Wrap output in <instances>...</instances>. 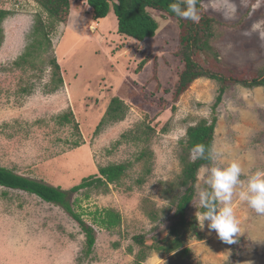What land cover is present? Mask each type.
Listing matches in <instances>:
<instances>
[{
	"label": "rangeland",
	"instance_id": "1",
	"mask_svg": "<svg viewBox=\"0 0 264 264\" xmlns=\"http://www.w3.org/2000/svg\"><path fill=\"white\" fill-rule=\"evenodd\" d=\"M68 2L69 15L53 26L48 52L33 59V67L18 69L13 62L41 10L31 0H0V9L14 12L0 27V167L65 191L97 175L99 167H129L121 183L85 188L71 198L74 212L95 234L88 255L80 227L60 207L0 187V264H264V216L238 195L231 205L240 229L236 243L221 242L196 221L205 168L235 161L241 180L264 171V87L226 89L215 111L211 165L196 175L188 225L178 235L188 254L156 251V240L159 248L173 240L172 202L184 192L177 183L180 145L189 126L210 121L218 84L194 81L174 105L165 97L168 105L159 115L153 87L176 82V21L152 12L158 30L139 42L115 32L113 14L88 22L86 0ZM199 6L216 20L210 44L226 77L262 71L264 0H199ZM113 99L122 104L117 122L106 116ZM64 115L69 123L59 119ZM97 211L117 213L120 224L99 227L92 215Z\"/></svg>",
	"mask_w": 264,
	"mask_h": 264
},
{
	"label": "trees",
	"instance_id": "2",
	"mask_svg": "<svg viewBox=\"0 0 264 264\" xmlns=\"http://www.w3.org/2000/svg\"><path fill=\"white\" fill-rule=\"evenodd\" d=\"M38 5L41 12L36 14L33 20V26L29 32V41L23 49L21 55L13 62L14 68L24 67L26 64L33 67V59L38 58L42 53H47L51 43L50 34L55 23H65L70 12V3L68 0H31ZM175 0H86L89 8L86 13L88 22L102 21L111 13L116 19L115 32L120 36L131 38L135 41L143 42L145 39L153 38L158 30V22L152 15V12H158L173 18L178 26V46L173 52V57L177 63L176 82L173 85L161 87L154 86L152 93L155 95V102L161 105L162 109L168 105L165 97H170L169 103L175 104L179 96L187 90L191 84L198 79H207L218 84L217 96L215 102L211 105V119H200L194 126L186 129L181 143L182 155L180 156L181 174L178 179V186L184 190L183 194L175 198L172 223L168 226V233L173 237L165 247L159 248L156 240L152 247L156 251L161 250L164 254L175 252V258L184 257L188 254L187 249H181L182 243L178 235L186 230V209L195 197L194 184L198 171L205 166H210L212 161V147L214 142V130L217 118L215 116L218 103L221 101L226 89L232 84H238L246 89L264 87V69L258 71L255 77L247 78V76H233L230 74L226 77V71H223L210 43L217 35L215 33L216 20L213 17L205 15L197 3V10L200 15L198 22L183 20L171 13L169 4ZM14 12L0 9V27L7 17ZM49 20L48 24L43 20L42 16ZM2 31L0 29V35ZM101 34V32H99ZM98 34V35H99ZM0 36V41H1ZM147 58L140 63L142 68ZM55 72L58 65L53 59L51 61ZM156 78V76H155ZM59 81V80H58ZM154 102V100L152 101ZM156 104V103H154ZM122 111V104L117 99H113L106 110V116L112 121H120L118 117ZM70 115V114H69ZM71 117V116H70ZM60 120L69 123L71 120L68 115H64ZM203 144L205 146L204 159L193 161L190 159L192 150L195 145ZM129 164L107 165L99 167L97 175L85 177L80 184L72 187L68 191L58 187H51L45 183L20 176L6 168L0 167V187L5 190H16L34 195L41 201L60 207L66 212L74 222L78 224L85 237V255L90 253L95 243V234L91 227L87 226L80 215L73 210L72 196L78 191L99 187L100 185L119 184L125 176V172ZM207 186L204 185L203 189ZM204 209L200 208L199 212ZM168 212V211H166ZM94 222L101 228L112 229L120 224V216L112 211L94 212ZM154 214H152V217ZM135 240H138L135 238ZM140 242V240H138ZM181 249V250H180ZM137 260L140 261L141 254H138ZM229 264H232L229 263Z\"/></svg>",
	"mask_w": 264,
	"mask_h": 264
},
{
	"label": "clouds",
	"instance_id": "3",
	"mask_svg": "<svg viewBox=\"0 0 264 264\" xmlns=\"http://www.w3.org/2000/svg\"><path fill=\"white\" fill-rule=\"evenodd\" d=\"M198 0H175L169 4L171 13L180 19L198 22L200 15L197 10ZM205 157V146L197 144L192 150V160ZM201 177L207 186L198 193L199 207L203 211L196 212L198 228H207L209 234L214 232L218 240L225 244L237 242L240 229L234 215L232 201L238 195L240 201L256 214L264 216V171H257L246 180H241L242 169L233 161L224 167L205 168ZM241 190L236 192L237 187Z\"/></svg>",
	"mask_w": 264,
	"mask_h": 264
}]
</instances>
